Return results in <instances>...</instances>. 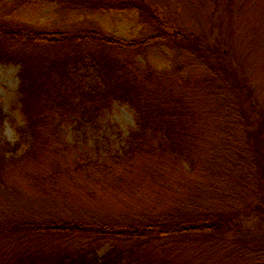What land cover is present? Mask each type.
<instances>
[{"label":"trees","instance_id":"1","mask_svg":"<svg viewBox=\"0 0 264 264\" xmlns=\"http://www.w3.org/2000/svg\"><path fill=\"white\" fill-rule=\"evenodd\" d=\"M119 14L152 34L96 20ZM0 63L21 119L0 136V264H264V0H0ZM115 103L118 148L66 139Z\"/></svg>","mask_w":264,"mask_h":264},{"label":"rangeland","instance_id":"2","mask_svg":"<svg viewBox=\"0 0 264 264\" xmlns=\"http://www.w3.org/2000/svg\"><path fill=\"white\" fill-rule=\"evenodd\" d=\"M191 15L192 14L190 13V16ZM59 16V18H61L60 14ZM23 20L27 24L34 23V27L43 28V30L50 26L49 22L53 21L48 16L42 18H39L38 16L37 18H34L31 14H25ZM96 20L101 24L103 29L125 40L137 39L152 34V31L149 29V27L137 21L136 17L133 15H108L105 17H98ZM192 24L195 25L196 28L199 27V25L196 23V19ZM208 36L209 37L207 40H210L211 43L216 44L217 38H219L217 37V34L213 33L209 34ZM156 44L153 45V49L161 51L163 46V48L166 50V46L164 47V45ZM151 50L152 48H148V51ZM161 56L162 55L160 52L159 54L155 53L150 57V61L157 63L159 67V65L163 62L161 61ZM18 70L19 67L17 65L10 63H0V108L4 116L2 128L0 130V136L5 141L10 143H15L17 139L13 124L21 123L18 111L14 109L16 89L18 84ZM98 123L100 126L92 129L81 128L79 130H75L74 128L69 127L65 130L66 139L71 143H78L77 145L79 147L84 146L86 150L91 152L94 156L96 153H100L101 156H104L108 149L113 150L122 144L117 132L120 131L123 136L127 133V129L133 125V115L131 110H129L125 105L115 103L113 104L111 111L103 116ZM82 131L84 132L83 134H81ZM33 205L36 207L38 204L36 203ZM41 206H43V210L38 211L45 214V218H48V214H50L48 208L49 204H43ZM51 211L53 212L54 210Z\"/></svg>","mask_w":264,"mask_h":264}]
</instances>
